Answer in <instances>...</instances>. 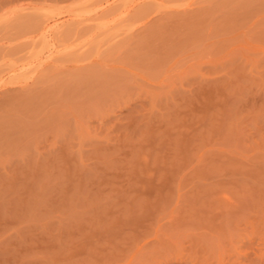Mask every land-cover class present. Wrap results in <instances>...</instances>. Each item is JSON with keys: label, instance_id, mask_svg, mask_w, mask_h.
<instances>
[{"label": "rangeland", "instance_id": "1", "mask_svg": "<svg viewBox=\"0 0 264 264\" xmlns=\"http://www.w3.org/2000/svg\"><path fill=\"white\" fill-rule=\"evenodd\" d=\"M47 111L0 264H264V0H0V143Z\"/></svg>", "mask_w": 264, "mask_h": 264}, {"label": "crops", "instance_id": "2", "mask_svg": "<svg viewBox=\"0 0 264 264\" xmlns=\"http://www.w3.org/2000/svg\"><path fill=\"white\" fill-rule=\"evenodd\" d=\"M44 113L33 117L28 113L21 114L19 118L24 121L25 126L17 128L15 136L20 140V146H5L0 143V182L32 179L30 175L38 173L39 169L54 175L53 166L49 163V159H53L55 155L54 134L49 131L52 116L48 111ZM53 178L54 176L50 177Z\"/></svg>", "mask_w": 264, "mask_h": 264}]
</instances>
